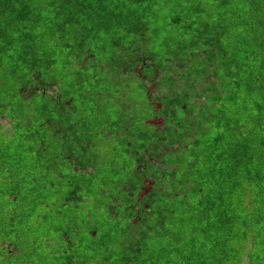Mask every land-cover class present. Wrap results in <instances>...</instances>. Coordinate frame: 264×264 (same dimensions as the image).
<instances>
[{
	"label": "trees",
	"instance_id": "trees-1",
	"mask_svg": "<svg viewBox=\"0 0 264 264\" xmlns=\"http://www.w3.org/2000/svg\"><path fill=\"white\" fill-rule=\"evenodd\" d=\"M185 4L169 22L180 27L178 48L171 47L168 53L159 49L150 57L143 45L155 41L157 0H0V116L11 118L12 124L20 122L16 127L24 130L18 150L14 141L3 149L0 138V264H16L25 255L36 259L20 264H264V0H186ZM140 64L142 75L150 78L151 70L180 71L183 94L177 92L165 110L175 119L177 109L192 111L188 103L195 102L190 92L201 96L196 90L199 85L205 97L212 96V102L201 106L205 112L200 117L217 118L219 132L212 136L203 131L204 137L192 141L187 131L171 141L172 151L179 149L174 148L176 143L186 147L191 141L204 154V167L195 161L193 171L183 173V161L177 159V168L169 171L171 177L183 173L177 196L183 192L185 179L196 181L192 194L183 193L198 199L197 204L184 206L194 227L188 242L191 247L180 233L176 244L150 248L148 233L142 231L148 220L143 213L140 223H131L139 228L126 244L120 238L127 236V229L123 228L122 237L107 209V223H114L109 228L117 236L99 228L103 223L99 220L89 230L77 229L70 213L69 207L92 199L103 210L115 197L121 195L122 203L132 198L125 191H114L117 187H108L109 179H101L104 175L96 168L92 174L80 172L95 167L89 154L99 155L92 147L95 133L85 134L86 123L78 109L85 72L106 68L131 80ZM69 75L74 77L66 81ZM62 83L58 99L54 98L52 89L55 93ZM166 83L175 87L172 73L166 75ZM141 86L146 88L143 81ZM87 89L93 94L92 102L96 94L104 95ZM31 96L40 105L36 119L22 109ZM66 109L79 117H64ZM182 124L177 122L178 127ZM1 129L0 125L5 138L14 134ZM61 167L72 174L58 183L66 189L58 193L57 213L51 184L56 186L58 176L52 175ZM156 170L155 178L161 169ZM135 176V181L142 180L139 174ZM146 196L154 210L167 194L152 191ZM182 206L177 202L180 210ZM134 212L130 209L127 218ZM61 214L69 224L62 226ZM117 222L120 227L122 222ZM17 233L31 240V252L21 247V235L11 239Z\"/></svg>",
	"mask_w": 264,
	"mask_h": 264
},
{
	"label": "rangeland",
	"instance_id": "rangeland-1",
	"mask_svg": "<svg viewBox=\"0 0 264 264\" xmlns=\"http://www.w3.org/2000/svg\"><path fill=\"white\" fill-rule=\"evenodd\" d=\"M158 1V9H159V18H158V24L157 32H153V38L154 42L150 41L145 46L143 45L144 52L150 56L153 57V51H159V49H163L164 53H168L169 48H174L175 43L178 38H181L180 34V27H172V25L169 24L171 20L178 15L181 10L186 5V0H157ZM174 36V38H172ZM177 36V37H176ZM167 44H170L168 47ZM162 47V48H161ZM175 48H178L176 46ZM155 59V58H154ZM157 59H155L156 61ZM157 63V62H156ZM152 64V63H151ZM140 70H143V66L140 64L137 68L133 69L131 76V80L127 77L122 76L121 74H118L116 72L109 71L108 69L99 68L96 71L93 72H85L84 77L86 78L82 94L83 99L82 101H79V113L82 115L80 116L83 118V121L86 123L84 125L83 131L85 134H89L94 132L95 136H93V146L97 149V154L99 155H92L91 159L93 161V166H95L96 170L101 171V175H104L101 179L108 180L110 188L117 187V191L121 186L123 185L124 181H130L134 182L136 179L135 176V167H136V152L135 150H139L142 145L148 146L152 143V139L155 137V131L154 129L149 125V121H152V114H154V108L149 105V97L147 93V89L141 86V81L137 79L138 72ZM151 75L155 73V71H150ZM174 74L175 70H162V72L156 73L153 78H148L147 82H145V85L149 87V93L151 95V99L153 102H156V100L161 97V95H166V97H163L164 101L169 102L173 99V96L177 95L179 92L180 94H183V85L184 82L182 81V78L179 79L178 75H180V71L177 72L175 75V81L176 83L175 87L171 88L168 83H166V75L169 73ZM69 74L68 72H66ZM152 75V76H153ZM136 76V77H135ZM74 76L69 75L65 78L66 81L69 79H72ZM197 82H199L198 79ZM66 86H69V83L63 82ZM62 85H59L56 88V95L53 92V97L58 99L59 91L62 90ZM91 84V85H89ZM166 84V85H165ZM91 87L96 90L95 93L100 92L104 94L101 97H98L97 94L93 96V99L95 100L92 102V93H87V88ZM202 85H199L196 90L198 94L191 93L190 99L195 102L194 104L189 102L188 107L192 110L189 113H186L185 111L181 109H177V118H173L174 115L165 114L166 119L164 122L167 126L170 127V122L175 121V123L181 121L182 126L177 127L176 129H173L172 134L166 133L167 137L172 136L174 137H181V134L189 132L190 136L189 138H193L192 141L195 139H198L199 137H204L203 131L207 132L210 135L217 134L219 132V126H218V119L217 118H207L203 119L200 116L205 112V110L202 109V105L206 104V102L209 104L212 102V96L209 95L205 97V95L202 94ZM61 88V89H60ZM196 93V92H194ZM171 95V97H169ZM68 95H65L62 97L63 100L67 99ZM30 102H28L27 105L23 106L22 109H26V113L31 118L37 117L38 107L40 106L37 101L35 100V96H31ZM190 100V101H191ZM221 105V104H220ZM229 107V106H228ZM28 108V109H27ZM212 108V107H211ZM210 112H213L214 109H210ZM66 112H63V116H76L79 117V115H75L72 111H69L68 109L65 110ZM250 111H253L252 106H250ZM209 112V113H210ZM214 114V113H212ZM193 115V116H192ZM58 116H55V120H57ZM157 117H161V115H157ZM240 117L242 121H246V117L244 115V112H241ZM192 118V119H189ZM34 122V125H36V121ZM20 122L14 121L12 124L11 118H7L5 116H0V125L2 126V131H6V133L14 132V134L1 136L0 138L5 143L3 144V149L6 148V144L9 141H14L13 146L15 149L18 150V145H20L22 139V135L24 130L19 131L18 127H16ZM31 123V124H32ZM83 123V122H82ZM103 123L105 125H103ZM163 125V126H164ZM171 128V127H170ZM18 133H17V132ZM5 133V132H4ZM12 135V136H11ZM157 135V134H156ZM11 136V137H10ZM188 142V141H185ZM184 143V142H183ZM186 147L181 146V144L177 143L176 147L179 148L178 150H173L170 153L163 154L162 162L166 163L168 162L170 165L172 163V166L165 165L160 161V153H157L154 159V163L157 167L160 169H164L159 171L160 173L155 175L157 178H153L152 174L157 173L156 170L153 168L150 169L149 164V173L148 178H144V182H147V184L144 188L141 190H138L136 192V196L133 195L135 198L140 199L142 196L145 195V191L150 188L151 186L156 182L157 189L156 191L159 192L160 195L162 193H166L167 196L166 200L157 201L155 203V208L153 210V213L151 217H148V220L146 224H142L143 228L142 231H147L148 238H149V247L155 248L158 247L161 244H169L171 243L176 244L177 243V234L181 233V236L184 238V243L188 244V247H191L189 245V241L192 238L190 235V232L193 230L192 223H190L189 219V213L186 207L188 205H194L198 203V199L193 196L185 197L184 192H188V194H192L193 189L195 188V180L193 178L185 179L182 185V193L181 196H177V186L180 185L178 182V179H182L181 174L184 172H192L193 171V163L195 161H198L197 164H200V167H204V162L201 159L203 154V150L200 147H197L194 143L191 141L187 144ZM166 151H170V148H165ZM11 153H14L11 151ZM30 157V153H26ZM150 155V154H149ZM101 156V157H100ZM15 157V154H14ZM204 157V156H203ZM177 159L182 160L183 162V173H180V175L171 177L169 174L170 169L177 168ZM120 162V166L116 167V162ZM62 164L65 166L64 162ZM130 169V170H129ZM64 173V175H67L64 178H61L60 175ZM136 173L140 174L136 170ZM71 170H67L66 167L57 168L55 170V173L52 175V177L57 178L56 186L51 184V196L53 197V202L58 203L53 210L55 212H59L60 203L57 201L59 198V194H62L63 191H65L66 188H63V186H60L58 183H63L64 181H67L70 178ZM100 179V177H99ZM168 179V180H167ZM167 180V181H166ZM169 181V182H168ZM168 182V183H167ZM166 185V186H164ZM164 187V188H163ZM170 188V189H168ZM168 189V190H166ZM132 190V189H131ZM165 191V192H161ZM113 191V189H112ZM130 188L128 191L129 192ZM133 191V190H132ZM108 192V191H107ZM59 193V194H58ZM107 196V195H106ZM131 196V195H130ZM132 197V196H131ZM107 198V197H106ZM114 200H117L114 199ZM90 202H83L80 205H74L71 208L70 213L73 214L72 219L76 220L78 223L77 229L83 230H89L91 229V226L93 223L97 222H103L99 226V228L107 229L112 234L118 235V232L113 229L109 228V226H113L111 220H108L106 214L104 213L106 211V208H103L102 213L98 207L93 205L91 202L92 200H89ZM95 203V201H93ZM179 205H183L181 207V210L177 207ZM91 203V204H90ZM106 203L110 204L109 201ZM116 204L119 205V202H116ZM113 205V204H111ZM158 205L159 208L156 206ZM108 206V205H107ZM186 206V207H184ZM62 207V206H61ZM157 208V209H156ZM178 208V209H177ZM111 212V211H110ZM114 216L118 214L119 216L115 219L117 221H121L122 225L119 227L118 222L114 221L116 225V228L119 229L122 237H123V228H126L128 231L127 236L120 238L122 244H126V240H129L131 237H136L135 235V229L137 228L135 225L131 224L129 220H127L125 214V209H120V207L116 206V209L114 210ZM171 212H174L173 214ZM103 216L102 219H99ZM59 218H63L62 226L69 224V219L64 214H61ZM99 220V221H98ZM113 220V219H112ZM80 221V223H79ZM85 223H82L84 222ZM136 222V221H134ZM182 222V225L180 224ZM168 229V230H165ZM39 230V229H38ZM102 231V230H101ZM99 230V234L101 232ZM195 232V231H194ZM90 232H88L89 234ZM187 233V235L183 234ZM38 235L39 232H35L33 235ZM40 234H43L40 232ZM50 235V234H49ZM52 235V234H51ZM97 236V233H96ZM54 240H56V237H51ZM53 241V240H52ZM157 245V246H156ZM120 247H123L119 244Z\"/></svg>",
	"mask_w": 264,
	"mask_h": 264
},
{
	"label": "flooded vegetation",
	"instance_id": "flooded-vegetation-1",
	"mask_svg": "<svg viewBox=\"0 0 264 264\" xmlns=\"http://www.w3.org/2000/svg\"><path fill=\"white\" fill-rule=\"evenodd\" d=\"M141 71L142 70H140L138 72V77L137 78L140 81H143V83L145 84V82H147V79L150 78V77L142 75ZM156 73L157 72H155L154 75ZM154 75L151 78H153ZM175 75H176V70H175V73L173 74V79L175 78ZM178 78H179V75H178ZM174 81H175V79H174ZM176 83H178V82L176 81ZM145 87L147 89V93H148V97H149V101H150L149 105L154 108V114H152V121H149V123H150L149 125L154 129V131H155V137H154V142H152L150 145H148L145 148L144 151H142L140 153H136V156H137V158H136V167H135L134 170H135V173H136V170L138 172H140L139 175L141 176V179L142 180L141 181H135V182L123 183V185L121 186V188H119L120 191L118 193H121V192L125 191V195L126 194H130L132 196V198L130 200L125 199V200H127L126 201L127 204L121 202V199H120V196L121 195L119 197H115L114 198V199L117 198V200H114V199L112 200L113 203H111V204H113V205H111V204H109V205L108 204H106V205L103 204V205H105V207H107L106 209L108 211H111L113 214L115 213L114 210L116 209V206L117 207H120V209H125V211H126V214H125L126 218L128 217L129 210L130 209H133L135 211L134 214H132L130 216V219L127 218V220H129L130 223H136V222L137 223H140L142 221V219H143L142 218L143 217L142 213L143 214H146L144 217L147 218V219H148V217H151V215L153 213V209H152L151 204L148 203L149 197L146 196V195H148L152 191H156V189H157L156 182L151 186V189L148 188L145 191V195L142 196L140 199L135 198L133 195L136 196V192L138 191V189L141 190L147 184H149L147 182H144V180H145L144 178H146V177L148 178L149 170L151 168H153L154 170H156L157 168H159L154 163L153 157H155V155H157V153H160V161L162 162L163 154L166 153L165 148L172 149L171 141L174 140V139L176 141V140H178L180 138V137H174L173 138L172 136H170V137H167L166 136V133H171L172 134L173 129H176V127H177L176 130L178 132V126H177V123H175V121H171L170 122V127L171 128L169 126L166 127V125H164L165 122H166L165 120H167L166 119V116H165V110H166V107L167 106L168 107L170 106L167 101H164L163 100L164 99L163 97H166V95H164V94L161 95V97H159L156 100V102H153L152 103L153 100H151V99H154V98H151V95L149 93V87L147 85H145ZM169 97H171V96H169ZM157 115H161V117H157ZM166 141H169L170 143L166 145L165 144ZM176 144L174 145V148L175 149H177ZM170 151H172V150H170ZM170 151H167V152H170ZM149 164H150L151 167L148 170ZM163 164H165V163H163ZM94 170H95V167L90 166L87 169V172L84 171V169L83 170H80V172L83 175H85L86 173L92 174V171H94ZM161 170H164V169H161ZM152 177L155 178L153 176V174H152ZM129 188H130V191L129 192H126V191L129 190ZM135 190H137V191H135ZM116 202H119V205L116 204ZM97 206H99V205H97ZM118 216H119L118 214H116L115 216L113 215L112 216V219L115 220ZM134 221H136V222H134ZM96 233H97L96 231H92L91 232V234L93 236H96Z\"/></svg>",
	"mask_w": 264,
	"mask_h": 264
},
{
	"label": "clouds",
	"instance_id": "clouds-1",
	"mask_svg": "<svg viewBox=\"0 0 264 264\" xmlns=\"http://www.w3.org/2000/svg\"><path fill=\"white\" fill-rule=\"evenodd\" d=\"M114 166L119 167L120 166V162L117 161L116 165H114ZM16 235H21V247H24L27 252H31V248L29 247V245L31 244V240L27 237V235L17 233V234H14L11 237V239L15 240L16 239ZM35 259H36V256H34V255H25V256H22V257L18 258L16 264H20L21 261L35 260Z\"/></svg>",
	"mask_w": 264,
	"mask_h": 264
}]
</instances>
